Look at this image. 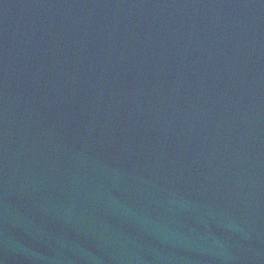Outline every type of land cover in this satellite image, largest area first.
<instances>
[{
    "label": "water",
    "instance_id": "95a60500",
    "mask_svg": "<svg viewBox=\"0 0 264 264\" xmlns=\"http://www.w3.org/2000/svg\"><path fill=\"white\" fill-rule=\"evenodd\" d=\"M2 264H264V0H0Z\"/></svg>",
    "mask_w": 264,
    "mask_h": 264
},
{
    "label": "snow or ice",
    "instance_id": "6c2138e0",
    "mask_svg": "<svg viewBox=\"0 0 264 264\" xmlns=\"http://www.w3.org/2000/svg\"><path fill=\"white\" fill-rule=\"evenodd\" d=\"M0 264H2V262H0Z\"/></svg>",
    "mask_w": 264,
    "mask_h": 264
}]
</instances>
